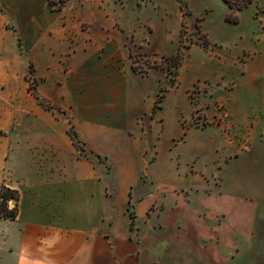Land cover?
<instances>
[{
	"label": "crops",
	"instance_id": "obj_1",
	"mask_svg": "<svg viewBox=\"0 0 264 264\" xmlns=\"http://www.w3.org/2000/svg\"><path fill=\"white\" fill-rule=\"evenodd\" d=\"M181 1L0 0V189L20 194L0 217V264H264V26L184 0L207 10L210 45L156 107L160 79L134 71L132 46L147 50L165 5L181 22Z\"/></svg>",
	"mask_w": 264,
	"mask_h": 264
},
{
	"label": "rangeland",
	"instance_id": "obj_2",
	"mask_svg": "<svg viewBox=\"0 0 264 264\" xmlns=\"http://www.w3.org/2000/svg\"><path fill=\"white\" fill-rule=\"evenodd\" d=\"M244 2L246 3V0H235V4L243 5ZM207 3L214 9V13L221 10L220 5L215 0H207ZM164 9L166 14H171L168 16L167 21H149L146 24L148 34L144 40V45L147 50L141 49L139 46L132 43L134 71L138 74H146L147 71L153 70L160 79L159 86L157 87L156 107L160 106V102L163 97L166 96L168 90L179 84V71L191 48L205 52L210 45L205 26L207 10L191 16L194 10L192 6H189V4L183 0L179 6V11L182 13V21L177 23L174 18L175 6L165 5ZM238 11L239 10L233 11L232 8H229L227 18L229 22L234 23L237 21ZM213 17L216 18L215 15ZM239 20L240 25L238 26V30L240 31H262L264 26V0H250L246 5H243ZM178 27L179 37L174 41L171 39V35L178 31ZM161 39H169L170 42H168V45H165L164 48H161L159 44L156 45ZM172 44L175 46L173 51L171 50ZM27 79L30 86L36 90L35 85L37 81L35 79L33 80L32 65H30V69L27 73ZM196 86L199 88L195 89ZM208 86L207 79H202L196 81L188 90V96L195 105L192 115L198 113L200 115H207L205 111L207 105L205 103L200 104L197 99H199L201 93L207 92ZM140 120L143 124H145L146 121L149 122V118H142ZM69 130L75 132L72 127ZM79 144L80 150H82L81 154H83L85 147L81 142ZM96 156L105 161L107 170L112 171V166L109 164L107 155L96 154Z\"/></svg>",
	"mask_w": 264,
	"mask_h": 264
},
{
	"label": "trees",
	"instance_id": "obj_3",
	"mask_svg": "<svg viewBox=\"0 0 264 264\" xmlns=\"http://www.w3.org/2000/svg\"><path fill=\"white\" fill-rule=\"evenodd\" d=\"M225 1L229 4V7L233 9V11L242 9L243 5H246L248 2H250V0H246V3L244 2V4L242 5V4H235V0H225ZM29 89L37 97V99L41 104H43L47 108L51 107L50 103L46 102L44 99L39 97L38 93L32 86H30ZM69 132L71 133V136L73 137L75 144L79 146L80 141L78 139L77 134L70 130ZM19 196L20 194L17 190L11 189L6 185H2L0 189V217L15 218L17 216L18 208L17 207L12 209L9 208V201L11 199L18 200Z\"/></svg>",
	"mask_w": 264,
	"mask_h": 264
},
{
	"label": "built area",
	"instance_id": "obj_4",
	"mask_svg": "<svg viewBox=\"0 0 264 264\" xmlns=\"http://www.w3.org/2000/svg\"><path fill=\"white\" fill-rule=\"evenodd\" d=\"M66 1L67 0H50V3L53 7L62 8L65 5ZM33 80H34V77H33ZM198 88L199 87L197 86L195 87V89H198ZM208 121H209V118L206 114L200 115L198 113V114H193L188 122L189 124H194L197 126H204L208 123ZM155 208H156V205H153L152 209H155Z\"/></svg>",
	"mask_w": 264,
	"mask_h": 264
}]
</instances>
